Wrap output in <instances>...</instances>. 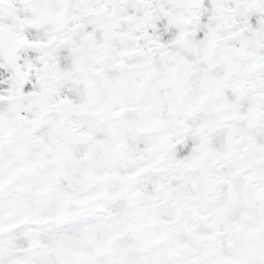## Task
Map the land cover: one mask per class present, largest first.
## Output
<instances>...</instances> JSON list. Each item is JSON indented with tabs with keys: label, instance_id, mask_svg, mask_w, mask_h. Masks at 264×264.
Segmentation results:
<instances>
[{
	"label": "snow or ice",
	"instance_id": "obj_1",
	"mask_svg": "<svg viewBox=\"0 0 264 264\" xmlns=\"http://www.w3.org/2000/svg\"><path fill=\"white\" fill-rule=\"evenodd\" d=\"M0 264H264V0H0Z\"/></svg>",
	"mask_w": 264,
	"mask_h": 264
}]
</instances>
